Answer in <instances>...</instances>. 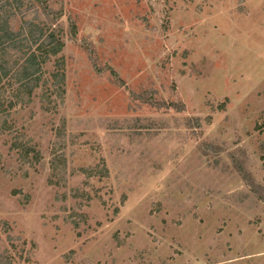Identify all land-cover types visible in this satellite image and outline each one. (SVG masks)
I'll use <instances>...</instances> for the list:
<instances>
[{"label":"rangeland","instance_id":"rangeland-1","mask_svg":"<svg viewBox=\"0 0 264 264\" xmlns=\"http://www.w3.org/2000/svg\"><path fill=\"white\" fill-rule=\"evenodd\" d=\"M43 1L64 48L0 80V264H264V0Z\"/></svg>","mask_w":264,"mask_h":264},{"label":"trees","instance_id":"trees-1","mask_svg":"<svg viewBox=\"0 0 264 264\" xmlns=\"http://www.w3.org/2000/svg\"><path fill=\"white\" fill-rule=\"evenodd\" d=\"M14 1L19 7L21 0ZM32 1L36 6L27 7L24 10L18 9L22 13L21 16H26L29 9L36 14L38 11L50 26H41L40 23L33 24L25 21L26 30L15 33L8 24L10 15H0V80L1 76H9L10 80L15 79L14 82H19L20 87L29 92L35 88L37 79L34 76L41 70L42 65L49 57L58 55L64 48V41L61 39L62 33L58 28L60 27L59 21L63 17L62 12L53 11L43 0ZM6 7H8L7 4L0 2V11ZM68 30L70 38L73 39L76 31L72 22L68 24ZM11 51L16 56L10 57L9 52ZM5 56L9 57L2 58ZM62 65V61L57 62V67L60 70ZM53 77L57 81L60 78L58 73Z\"/></svg>","mask_w":264,"mask_h":264}]
</instances>
